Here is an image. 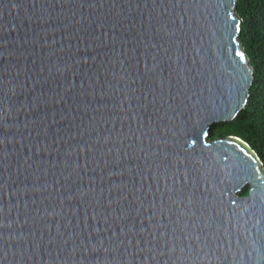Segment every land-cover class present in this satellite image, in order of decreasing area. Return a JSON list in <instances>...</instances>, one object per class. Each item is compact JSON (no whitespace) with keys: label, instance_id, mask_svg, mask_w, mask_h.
I'll return each mask as SVG.
<instances>
[{"label":"water","instance_id":"obj_1","mask_svg":"<svg viewBox=\"0 0 264 264\" xmlns=\"http://www.w3.org/2000/svg\"><path fill=\"white\" fill-rule=\"evenodd\" d=\"M236 4L0 0V264H264Z\"/></svg>","mask_w":264,"mask_h":264},{"label":"trees","instance_id":"obj_2","mask_svg":"<svg viewBox=\"0 0 264 264\" xmlns=\"http://www.w3.org/2000/svg\"><path fill=\"white\" fill-rule=\"evenodd\" d=\"M236 13L242 20L239 39L254 70L253 80L244 108L230 122L213 124L210 135L239 138L255 152L264 170V0H237Z\"/></svg>","mask_w":264,"mask_h":264},{"label":"rangeland","instance_id":"obj_3","mask_svg":"<svg viewBox=\"0 0 264 264\" xmlns=\"http://www.w3.org/2000/svg\"><path fill=\"white\" fill-rule=\"evenodd\" d=\"M227 137H232V138H237V137H235V136H232V135H228V136H225V135H220V136H217V137H213V136H211L210 134H209V138L210 139H216V138H227ZM239 139V138H238ZM253 151V150H252ZM247 188L248 187H245L244 189H243V191H242V193L241 194H244L245 192V190L247 191Z\"/></svg>","mask_w":264,"mask_h":264}]
</instances>
